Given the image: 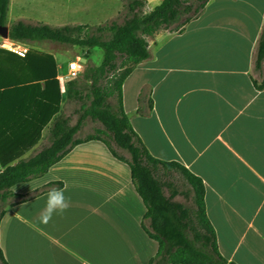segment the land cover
Returning <instances> with one entry per match:
<instances>
[{"label": "crops", "instance_id": "0c3cea01", "mask_svg": "<svg viewBox=\"0 0 264 264\" xmlns=\"http://www.w3.org/2000/svg\"><path fill=\"white\" fill-rule=\"evenodd\" d=\"M159 1L144 0L143 11ZM121 3L8 0L5 24L16 18L93 24L113 16ZM263 20L264 0H207L181 30L148 37V57L120 86L122 109L149 153L200 177L216 248L237 264H264V85L252 82L259 79L252 65ZM2 39L9 44L0 47L14 53L12 46H25L24 54L51 53L60 94L55 110L54 86L43 98L41 81L38 87L11 81L15 75L28 79L31 66L12 69L0 59V154L10 163L46 142L54 115H68L63 82L70 70L44 43ZM81 56L86 62L83 51L72 59ZM79 128L76 137L85 135ZM52 187L66 189L70 207L43 224L38 216ZM10 190L23 197L10 199L0 215L7 264H148L157 249L128 165L99 139L72 145L43 173ZM177 195L189 201L181 193L173 199L182 202Z\"/></svg>", "mask_w": 264, "mask_h": 264}, {"label": "trees", "instance_id": "16d2710c", "mask_svg": "<svg viewBox=\"0 0 264 264\" xmlns=\"http://www.w3.org/2000/svg\"><path fill=\"white\" fill-rule=\"evenodd\" d=\"M206 1L160 0L143 11L144 0H122L118 11L99 23L51 25L16 18L7 25V36L13 40H49L85 48L98 46L102 56L97 64L86 61L81 68V75L89 80L90 99L86 105H81L82 111L73 123H69L68 115L58 113L51 120L46 142L34 153L10 163L0 154V215L10 199L23 197L10 190L11 185L40 175L72 145L99 139L115 158L126 162L133 186L144 203L145 231L157 242V249L148 264H237L224 258L216 248L215 234L204 212L200 177L176 160L150 154L129 124L121 105V82L135 63L148 57L147 38L163 29L181 30L202 10ZM7 8L8 0H0V24L6 23ZM0 59L12 69L31 66L32 74L28 79L15 75L11 81L16 84L30 82L33 87H38L41 81L43 98L50 96L49 88L54 86L56 110L60 94L51 53L28 50L19 56L0 47ZM252 69L259 75V79L252 78V82L256 88H261L264 85V20L255 45ZM65 89L66 96L80 98L74 78L67 80ZM85 116L98 120L101 126L76 137L74 133ZM44 122L42 120L40 124ZM178 175L184 179L185 188L179 186ZM176 193H181L190 204L173 199ZM0 261L7 264L1 251Z\"/></svg>", "mask_w": 264, "mask_h": 264}, {"label": "rangeland", "instance_id": "374dc122", "mask_svg": "<svg viewBox=\"0 0 264 264\" xmlns=\"http://www.w3.org/2000/svg\"><path fill=\"white\" fill-rule=\"evenodd\" d=\"M143 10V8H142ZM102 22V21H101ZM99 23V22H98ZM5 41V42H4ZM3 39L0 41L2 43V46L8 45V40ZM44 43L43 48H48L51 51H58L56 55L58 56L59 60H64L66 65L69 60L73 58L75 54L80 53L83 51V54L87 56V61L91 64H97L102 56V50L98 46H92L89 48L77 46V45H67L63 43H56L51 42L49 40H39L36 41V43ZM86 49V50H85ZM85 50V51H84ZM83 57V56H82ZM82 64H80V68L77 71H68L65 70V76H64V92L66 87V81L70 78H74L76 87L78 91L80 92V98H73V97H66V104L64 107V113L68 114L70 116V121L73 122L75 117L82 111L81 105H86L89 102L90 96H89V90H88V83L89 80L81 75V68L84 65V61H81ZM68 66V65H67ZM66 94V93H65ZM109 100H113V98L109 97ZM101 123L98 120H92L89 116H85L82 120L81 127L79 128V135H83L86 133H91L94 131L96 127H100ZM46 141V138L45 140ZM177 182L179 186L184 187L186 185L184 179L178 175ZM177 198L181 200L185 205L190 204L189 201H185L184 198L181 195H177ZM6 204V203H5ZM4 203L1 204L3 206Z\"/></svg>", "mask_w": 264, "mask_h": 264}, {"label": "clouds", "instance_id": "9594fccd", "mask_svg": "<svg viewBox=\"0 0 264 264\" xmlns=\"http://www.w3.org/2000/svg\"><path fill=\"white\" fill-rule=\"evenodd\" d=\"M66 189L52 187L47 193L46 203L41 209L38 219L43 224H48L54 214H62L70 207V200L65 196Z\"/></svg>", "mask_w": 264, "mask_h": 264}, {"label": "built area", "instance_id": "2783aa9c", "mask_svg": "<svg viewBox=\"0 0 264 264\" xmlns=\"http://www.w3.org/2000/svg\"><path fill=\"white\" fill-rule=\"evenodd\" d=\"M13 45V44H12ZM17 54L23 55L24 52L26 51L25 46H17V47H11ZM67 68L70 71H77L80 68V63L78 59H71L67 62ZM75 65V67H73Z\"/></svg>", "mask_w": 264, "mask_h": 264}, {"label": "water", "instance_id": "95a60500", "mask_svg": "<svg viewBox=\"0 0 264 264\" xmlns=\"http://www.w3.org/2000/svg\"><path fill=\"white\" fill-rule=\"evenodd\" d=\"M7 25L6 24H0V37H3V38H5V37H8L7 36ZM79 61H84V57H80L79 58Z\"/></svg>", "mask_w": 264, "mask_h": 264}, {"label": "snow or ice", "instance_id": "6c2138e0", "mask_svg": "<svg viewBox=\"0 0 264 264\" xmlns=\"http://www.w3.org/2000/svg\"><path fill=\"white\" fill-rule=\"evenodd\" d=\"M73 67H75V65Z\"/></svg>", "mask_w": 264, "mask_h": 264}]
</instances>
